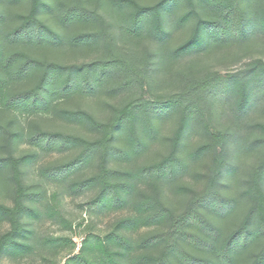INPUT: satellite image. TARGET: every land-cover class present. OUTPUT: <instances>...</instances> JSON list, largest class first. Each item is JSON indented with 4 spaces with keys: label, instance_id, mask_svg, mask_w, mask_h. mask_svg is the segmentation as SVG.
<instances>
[{
    "label": "trees",
    "instance_id": "trees-1",
    "mask_svg": "<svg viewBox=\"0 0 264 264\" xmlns=\"http://www.w3.org/2000/svg\"><path fill=\"white\" fill-rule=\"evenodd\" d=\"M42 152L41 180L126 211L63 264H264V0H0V256L44 211L72 226L26 181Z\"/></svg>",
    "mask_w": 264,
    "mask_h": 264
},
{
    "label": "rangeland",
    "instance_id": "rangeland-1",
    "mask_svg": "<svg viewBox=\"0 0 264 264\" xmlns=\"http://www.w3.org/2000/svg\"><path fill=\"white\" fill-rule=\"evenodd\" d=\"M243 63V62H242ZM242 63H237L234 65H225L224 63H214L211 62V70H219L222 74L229 70H234L238 68ZM18 119L23 121L24 117L19 116ZM50 124L53 128H63L62 124L45 122L44 125ZM165 128L164 131H168ZM28 145H20L18 151L28 150ZM59 155L56 153H40L37 160L29 167L28 171L25 173L26 181L29 183H36V189L43 190L45 196L40 204L41 209L45 210L46 205L54 206L59 209L63 216L71 222V227H66L63 225L61 220L55 216L51 217L43 212L39 219H31L30 228L33 229L32 238L29 242L32 243L33 249L30 253L20 256L18 258H11L8 255L0 256V264H63L65 260L77 254L81 243L86 239L88 234H100L103 235L106 231L110 230L112 226L110 223L114 218L119 217L126 211H105L102 214H98L94 211L88 210L84 205L85 202L92 195L91 192H85L80 195H68L66 192L62 191L60 185L55 182H47L40 179L38 174V166L40 164H45L58 159ZM59 192L60 195L57 196V200L51 198V193ZM0 200L5 201L8 204L12 203V189L9 191H0ZM9 223H0V234L8 230ZM145 228L140 229L136 233H132L133 237H137L138 234L145 231ZM44 237H58L61 241L55 247L46 246L43 242ZM72 240L74 247L66 240Z\"/></svg>",
    "mask_w": 264,
    "mask_h": 264
}]
</instances>
